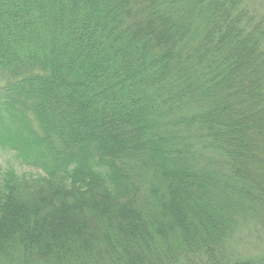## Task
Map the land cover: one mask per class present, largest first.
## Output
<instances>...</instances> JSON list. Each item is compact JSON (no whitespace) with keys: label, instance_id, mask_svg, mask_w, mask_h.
I'll return each mask as SVG.
<instances>
[{"label":"trees","instance_id":"obj_1","mask_svg":"<svg viewBox=\"0 0 264 264\" xmlns=\"http://www.w3.org/2000/svg\"><path fill=\"white\" fill-rule=\"evenodd\" d=\"M0 149L35 170L0 163V264H251L228 240L264 236V16L0 0Z\"/></svg>","mask_w":264,"mask_h":264},{"label":"rangeland","instance_id":"obj_2","mask_svg":"<svg viewBox=\"0 0 264 264\" xmlns=\"http://www.w3.org/2000/svg\"><path fill=\"white\" fill-rule=\"evenodd\" d=\"M243 1L257 15L264 16V0ZM15 156L11 151L0 149V163L14 167L19 174H32L35 172L32 168L23 166ZM252 226L247 219L245 225L239 229L233 238L228 240V243L238 260L248 261L251 264H262V258H264V236L257 234Z\"/></svg>","mask_w":264,"mask_h":264}]
</instances>
